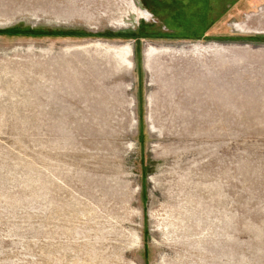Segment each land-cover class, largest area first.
<instances>
[{
	"label": "rangeland",
	"instance_id": "374dc122",
	"mask_svg": "<svg viewBox=\"0 0 264 264\" xmlns=\"http://www.w3.org/2000/svg\"><path fill=\"white\" fill-rule=\"evenodd\" d=\"M212 4L0 0V264H264V0Z\"/></svg>",
	"mask_w": 264,
	"mask_h": 264
},
{
	"label": "flooded vegetation",
	"instance_id": "af4514ba",
	"mask_svg": "<svg viewBox=\"0 0 264 264\" xmlns=\"http://www.w3.org/2000/svg\"><path fill=\"white\" fill-rule=\"evenodd\" d=\"M176 5L179 7H175L173 10L177 15V20L184 24H186V31L184 32L185 36L191 35H199L204 34L206 29L203 27V24L207 23L209 19V15L211 14V10L214 9V5L212 4L215 0H208L205 6L196 5L195 0H175ZM210 5H213L212 7ZM175 6V5H172ZM210 6V7H209ZM210 12V14H209ZM176 19L172 18V22ZM191 38V37H190Z\"/></svg>",
	"mask_w": 264,
	"mask_h": 264
},
{
	"label": "trees",
	"instance_id": "16d2710c",
	"mask_svg": "<svg viewBox=\"0 0 264 264\" xmlns=\"http://www.w3.org/2000/svg\"><path fill=\"white\" fill-rule=\"evenodd\" d=\"M131 34H120L119 36L127 37L130 36Z\"/></svg>",
	"mask_w": 264,
	"mask_h": 264
}]
</instances>
